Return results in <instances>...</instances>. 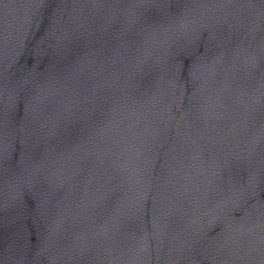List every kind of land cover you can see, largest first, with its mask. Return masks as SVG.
I'll return each instance as SVG.
<instances>
[{
	"label": "water",
	"instance_id": "1",
	"mask_svg": "<svg viewBox=\"0 0 264 264\" xmlns=\"http://www.w3.org/2000/svg\"><path fill=\"white\" fill-rule=\"evenodd\" d=\"M0 264H264V0H0Z\"/></svg>",
	"mask_w": 264,
	"mask_h": 264
}]
</instances>
